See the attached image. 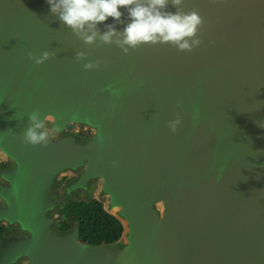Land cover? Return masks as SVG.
I'll return each instance as SVG.
<instances>
[{"label":"water","instance_id":"obj_1","mask_svg":"<svg viewBox=\"0 0 264 264\" xmlns=\"http://www.w3.org/2000/svg\"><path fill=\"white\" fill-rule=\"evenodd\" d=\"M183 8L203 17L198 47L124 54L85 44L47 0H0V149L15 161L0 167L6 263L24 255L29 264H264V0H184ZM44 50L56 55L28 58ZM97 59L106 66L83 68ZM34 109L52 116L45 146L23 141ZM233 109L253 120L228 118ZM81 166L65 189L85 198L64 203L102 202L90 181L100 178L103 207L123 227L115 243H83L77 226L60 231L49 216L57 175ZM14 223L31 235L18 236Z\"/></svg>","mask_w":264,"mask_h":264},{"label":"clouds","instance_id":"obj_2","mask_svg":"<svg viewBox=\"0 0 264 264\" xmlns=\"http://www.w3.org/2000/svg\"><path fill=\"white\" fill-rule=\"evenodd\" d=\"M50 12L85 44H97L99 47L115 44L124 54L148 45L170 44L180 52H190L198 47L202 40L199 36L204 20L199 11L193 8L184 11V0H47ZM175 8L170 10L169 6ZM124 9L127 16H124ZM109 17L114 23L105 24L101 32L98 25ZM127 21V22H126ZM124 25L118 30L116 25ZM56 55L44 50L40 54L28 53L35 64H43ZM88 53L77 51V61L86 60ZM106 61L89 60L83 64L85 70L99 69ZM181 118L177 116L168 122L172 132L177 131ZM48 131L40 117L38 109L28 114V126L23 131V141L32 146L48 143Z\"/></svg>","mask_w":264,"mask_h":264},{"label":"trees","instance_id":"obj_3","mask_svg":"<svg viewBox=\"0 0 264 264\" xmlns=\"http://www.w3.org/2000/svg\"><path fill=\"white\" fill-rule=\"evenodd\" d=\"M74 226L79 228V240L90 245L115 243L123 230L121 222L106 212L102 202L95 199L68 200L61 205L57 229L65 232ZM10 232L8 227L0 224V239Z\"/></svg>","mask_w":264,"mask_h":264},{"label":"rangeland","instance_id":"obj_4","mask_svg":"<svg viewBox=\"0 0 264 264\" xmlns=\"http://www.w3.org/2000/svg\"><path fill=\"white\" fill-rule=\"evenodd\" d=\"M48 119H52V116H46L43 120L45 122V129L49 133L48 138L49 137L51 138V133L49 132V129L47 128V122L49 121ZM59 126H62V125L60 124ZM77 130H79L81 134L83 133L85 135L90 131V130L87 131V129H77ZM94 130H95V127H94ZM9 161L15 162L13 160V158L7 156L6 154H3L2 150L0 149V167H8L10 165ZM81 168H82V166L79 167L75 171L68 170V171L59 173L57 175V177H56L55 184H53L48 190L49 195H50L49 197L56 198L57 202H58L52 210L48 211L49 216L51 215L52 218L55 219L54 224H56V222H57L58 215H59V210H60L61 205H63L65 198L71 197L72 198L71 200H76V199H82L83 200L85 198V196L81 194L82 189L77 188V189H75V190H73L71 192H67L66 189H65V186L67 185L69 180L71 178H73L74 176H78L81 173ZM0 180L2 181L1 176H0ZM90 181H92L94 184L97 183V184H95L94 189L92 191V193L94 194V195H92V197H95V198H98V199L102 200L103 205L107 206L106 202H109V200H110L109 199V195L108 194H107V196L106 195H101L99 193L98 188H97L98 184H100V182H102L101 179L100 178H91ZM77 190L80 192L79 196H77V194H75V192ZM86 193H84V194H86ZM1 206L2 207L3 206H8V204L0 196V207ZM1 222L7 224L6 221H1ZM14 224H17V223H14ZM17 225L21 228L17 232L18 236L25 238L26 236L29 237L31 235V231L28 228L22 227L19 224H17ZM102 244L107 245V243H105V242H103ZM15 258H17V259L15 260V262H12L13 264H29V262H30V258L28 256L20 255V256L15 257ZM0 264H11V263H6L5 262V260L2 258V253H0Z\"/></svg>","mask_w":264,"mask_h":264},{"label":"bare ground","instance_id":"obj_5","mask_svg":"<svg viewBox=\"0 0 264 264\" xmlns=\"http://www.w3.org/2000/svg\"><path fill=\"white\" fill-rule=\"evenodd\" d=\"M227 117L236 120L245 119L249 122L253 120V116L251 114H243L237 109L228 111ZM117 210V207H113L112 209H110L109 212H111L112 214H116Z\"/></svg>","mask_w":264,"mask_h":264}]
</instances>
